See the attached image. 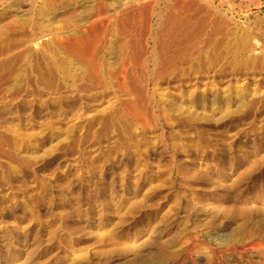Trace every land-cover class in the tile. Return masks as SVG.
Returning <instances> with one entry per match:
<instances>
[{"label":"rangeland","instance_id":"374dc122","mask_svg":"<svg viewBox=\"0 0 264 264\" xmlns=\"http://www.w3.org/2000/svg\"><path fill=\"white\" fill-rule=\"evenodd\" d=\"M146 1L0 0V264H261L264 0H194V51Z\"/></svg>","mask_w":264,"mask_h":264},{"label":"bare ground","instance_id":"6f19581e","mask_svg":"<svg viewBox=\"0 0 264 264\" xmlns=\"http://www.w3.org/2000/svg\"><path fill=\"white\" fill-rule=\"evenodd\" d=\"M160 1L167 2L168 4L170 2H173V4L170 3L171 5L169 4L166 6L164 16H160L156 13L150 14V16L154 15V17L157 20V23L159 25L158 26V32H160V34H162L160 40L163 41V39H165L163 36L165 35V36H167L165 41L173 43V41L175 40V38L177 36L182 41V43L180 45L181 47L183 46L185 49L191 47L189 49L194 51L193 46H189V44H191L190 40L192 38L191 37L192 31H190V30H193V29H189V28L194 26L193 28L199 32L201 29H203V26L205 27L208 24H210V25H211V23L213 24L211 18L210 19L208 18L209 21H207V18H206V20L204 19V17H206V16L203 14V18H201L202 21L198 22L199 21L198 19H197L198 21H195V22L192 21V16H191L192 12L190 13L189 8H191V6L194 5V2H195L194 0H160ZM158 3H159V0H158ZM139 5H140L139 10H140V17H141V15H142L141 12L143 10L145 11L146 9H148L150 7V4L146 0H140ZM194 10L195 9H193V11ZM201 15H202V13H201ZM201 15H198V16L201 17ZM120 17L121 18L117 24V30H119L120 35H122V36L126 35L128 37H132L135 33L138 32V27L140 28L141 24H139L140 22L136 19L134 14H132V12L129 11V8H127V10L124 11ZM197 18H199V17H197ZM147 19H148V16H147ZM85 23H87V21ZM99 27H97L93 22L90 24L88 22V25H82V27L80 29L73 31L70 35H68L69 37H67V39H65L66 48L68 50V53L72 56L77 55L78 58H80V60L85 59L84 62L89 59L90 66H89V62H87V64H88L89 68L90 67H91V69L93 68L92 71H95V70L99 71L98 66L96 64V61H98V60L95 61L96 57H94L96 51L98 50L97 46H99L98 44H100L101 40L103 39V33H104V31H102L100 29L101 27L100 28ZM143 34H144V32H143ZM183 42H185L186 44H184ZM126 47H127V44L122 46L123 49H126ZM234 245H236V244H234ZM248 247H250V250L253 249V250L258 252V256H260V258H262L261 264H264V245H260V244L255 243V244H252V246H248ZM233 250L235 251L236 249H233ZM225 251H226V249H225ZM221 253H222V251H221Z\"/></svg>","mask_w":264,"mask_h":264}]
</instances>
